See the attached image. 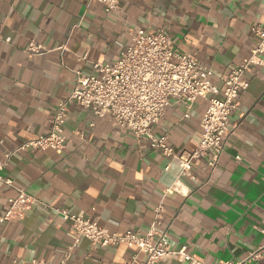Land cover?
<instances>
[{
	"label": "crops",
	"instance_id": "crops-1",
	"mask_svg": "<svg viewBox=\"0 0 264 264\" xmlns=\"http://www.w3.org/2000/svg\"><path fill=\"white\" fill-rule=\"evenodd\" d=\"M263 6L264 0H121L106 12L100 0H0V175L14 186L0 180V264H60L67 253V264L145 259L132 245L77 240L60 210L119 234H146L156 221L173 249L186 247L209 264L264 247V56L245 73L249 87L230 117L232 134L218 167L211 173L201 160L197 179L181 176L178 164L111 115L97 118L78 105L67 109L62 153L28 149L6 157L49 132L77 71L88 76L95 63L117 61L139 30L163 29L179 53L210 67L222 87L220 76L259 45L251 28L264 24ZM30 43L41 51L30 52ZM207 106L199 98L188 110L172 99L154 134L167 135L177 152L194 151ZM15 187L36 202L6 218ZM251 264H264V251Z\"/></svg>",
	"mask_w": 264,
	"mask_h": 264
},
{
	"label": "built area",
	"instance_id": "built-area-1",
	"mask_svg": "<svg viewBox=\"0 0 264 264\" xmlns=\"http://www.w3.org/2000/svg\"><path fill=\"white\" fill-rule=\"evenodd\" d=\"M100 1L104 3L106 12L121 7V0ZM251 30L259 38V45L240 65L220 76L222 87L213 81L215 73L210 67L201 66L192 54L179 53L163 29L133 33L131 44L117 61L95 63L93 73L88 76H83L80 71L76 72L75 87L68 96L59 100L47 134L27 141L7 153L6 157L10 158L14 153L28 149L62 153L67 143L63 130L66 112L70 105H78L97 118L111 115L118 125L129 129L140 143L147 141L153 150L178 164L181 176L197 179L196 168L201 160H205L211 173L214 172L232 134L230 117L237 108L240 94L249 87L245 73L250 65L260 63V58L264 56V24L255 25ZM10 40L11 38L6 39L8 42ZM28 50L32 53L41 51L33 43H30ZM199 98L208 102L201 120L200 142L194 151L177 152L169 143L167 135L154 134V127L164 116L172 99L183 103L189 110ZM1 167L0 162V169ZM0 180L13 186L8 178L0 175ZM15 189L18 194L10 199L6 218L22 216L36 202L25 190ZM172 190L177 191L178 187ZM157 212L160 214V209ZM60 213L71 220L77 240L86 237L94 247L122 244L136 247L138 253L145 255V259L141 262L134 261V264H209L189 253L186 247L173 249L167 232L156 230V221L146 234L134 231L119 234L102 228L83 216L71 215L67 210H60ZM263 251L264 247H261L244 259L221 261L217 264H251L262 257ZM69 258L70 253H67L60 264H67ZM26 264L45 263L32 260Z\"/></svg>",
	"mask_w": 264,
	"mask_h": 264
}]
</instances>
